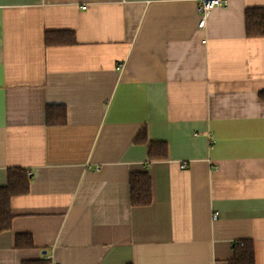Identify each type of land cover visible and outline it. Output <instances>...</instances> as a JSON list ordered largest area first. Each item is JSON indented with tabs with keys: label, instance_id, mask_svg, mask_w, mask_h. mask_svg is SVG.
<instances>
[{
	"label": "crops",
	"instance_id": "1",
	"mask_svg": "<svg viewBox=\"0 0 264 264\" xmlns=\"http://www.w3.org/2000/svg\"><path fill=\"white\" fill-rule=\"evenodd\" d=\"M226 4L199 29L192 0H0V187L32 174L0 264H228L244 240L264 264V38L244 32L264 0ZM140 172L152 199L133 207Z\"/></svg>",
	"mask_w": 264,
	"mask_h": 264
},
{
	"label": "trees",
	"instance_id": "2",
	"mask_svg": "<svg viewBox=\"0 0 264 264\" xmlns=\"http://www.w3.org/2000/svg\"><path fill=\"white\" fill-rule=\"evenodd\" d=\"M244 32L248 39L264 38V8H251L244 11ZM45 46H61L73 44L75 38L71 32H49L44 34ZM258 101L264 103V91L258 93ZM45 126H64L66 110L62 106H47L45 108ZM144 133L140 132L137 142H145ZM148 160L163 159L166 155L163 143H150L147 146ZM31 172L18 168L7 171L6 186L0 187V233L10 230L12 214H10V201L12 197L25 196L29 191ZM130 205L133 207L147 206L151 203V180L146 172L129 175ZM26 239V240H25ZM15 246H31L30 237L16 236ZM233 256L228 264H254V250L252 242H236L232 245ZM23 264H47L46 262H27Z\"/></svg>",
	"mask_w": 264,
	"mask_h": 264
},
{
	"label": "built area",
	"instance_id": "3",
	"mask_svg": "<svg viewBox=\"0 0 264 264\" xmlns=\"http://www.w3.org/2000/svg\"><path fill=\"white\" fill-rule=\"evenodd\" d=\"M197 5V15L199 22L197 23V27L202 29L205 25L206 18L208 17L209 13L214 10L222 9L226 6L227 0H192ZM184 168V166H181ZM216 215L212 217L215 218Z\"/></svg>",
	"mask_w": 264,
	"mask_h": 264
}]
</instances>
